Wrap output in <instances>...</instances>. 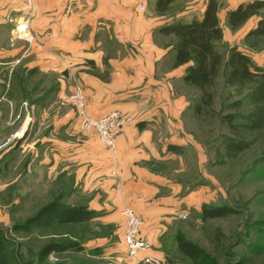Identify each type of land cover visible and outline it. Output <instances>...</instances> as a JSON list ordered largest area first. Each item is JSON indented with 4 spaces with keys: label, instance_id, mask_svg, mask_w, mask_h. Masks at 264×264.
<instances>
[{
    "label": "rangeland",
    "instance_id": "374dc122",
    "mask_svg": "<svg viewBox=\"0 0 264 264\" xmlns=\"http://www.w3.org/2000/svg\"><path fill=\"white\" fill-rule=\"evenodd\" d=\"M4 19L0 23V54L7 56L0 59V230L9 264H127L122 210L132 209V202L156 209L152 222L143 223L142 229L148 251L160 264H191L178 252L176 237L194 245L214 264H264V125L254 132L238 126L253 109L248 100L252 85L225 86L221 68L210 90L211 107H202L197 115L193 108L200 91L193 87L180 91L185 109L178 119L164 115L166 126L158 130L166 138L182 141L168 143L169 159L140 162L155 175L149 180L151 193L146 192L142 202V194L129 189L132 178L97 175L101 162L111 166L105 162L108 154L101 150L94 131L78 127L71 97L82 85L53 59L62 53L52 51L51 59L37 53L26 24L11 16ZM258 20L253 16L234 30L227 19L221 23L218 53L224 58L235 48L254 66L264 68V36L248 35ZM20 26L25 30L20 31ZM84 102L86 106L85 98ZM229 115L238 127L235 133L223 122ZM128 117L127 125L133 121ZM226 138L249 146L229 157ZM52 202L83 207L93 216L76 224L14 231ZM202 207H224L227 212L203 221ZM68 242L77 249L43 255L46 246Z\"/></svg>",
    "mask_w": 264,
    "mask_h": 264
},
{
    "label": "crops",
    "instance_id": "0c3cea01",
    "mask_svg": "<svg viewBox=\"0 0 264 264\" xmlns=\"http://www.w3.org/2000/svg\"><path fill=\"white\" fill-rule=\"evenodd\" d=\"M158 1L0 0V23H5L6 16L15 17L16 22L26 24L34 51L50 59L55 55L52 51L62 53L53 59L81 83L89 114L99 117L117 111L133 118L131 124L123 126L113 150L97 139L108 154L105 162L111 165L105 167L101 162L97 175L132 178L129 189L142 194V202L147 199L145 193H151L149 180L155 175L140 162L167 160L168 143L182 141L176 136L166 138L158 129L166 126L164 115L179 118L186 106L180 91L191 87L183 81L189 64L173 65L174 35L161 29L200 19L209 0H172L161 9L156 8ZM216 1L220 25L230 11L252 0ZM4 55L0 54V59L7 57ZM137 116L147 122L146 126L137 123ZM129 205L144 224L152 222L154 207L144 208L135 202ZM141 234L148 242L142 227ZM147 254L155 257L151 251Z\"/></svg>",
    "mask_w": 264,
    "mask_h": 264
},
{
    "label": "trees",
    "instance_id": "16d2710c",
    "mask_svg": "<svg viewBox=\"0 0 264 264\" xmlns=\"http://www.w3.org/2000/svg\"><path fill=\"white\" fill-rule=\"evenodd\" d=\"M172 0H159L156 8L167 7ZM219 3L209 0L200 19L190 22H175L164 26L161 32L174 35V67L189 64L186 68L183 81L189 86L200 91L201 96L195 104L194 113L200 114L202 107L210 108L213 94L210 90L214 87L220 69L224 71V85L227 87H244L252 85L248 93V100L252 105V111L244 118V122L238 125L240 128L254 132L264 125V68L254 66L250 58L235 48L230 49L223 58L216 50L217 42L222 39V30L219 26L217 12ZM264 0H253L239 5L227 15V24L230 29H238L253 16H259L256 25L249 31L252 37L264 36ZM260 14V15H259ZM223 122L228 129L235 133L238 128L233 122V116H225ZM235 131V132H234ZM249 145L240 139L237 141L226 138L225 151L229 157H234L246 150ZM169 149V148H168ZM173 148H170V150ZM227 209L224 207H202L201 219H213L224 216ZM93 212L83 207L62 206L58 202H52L43 207L36 215L27 219L24 224L14 227V231H29L30 228H46L53 224H76L88 221ZM178 252L188 258L191 264H214V261L203 255L194 245L181 237H176ZM76 250L75 243H53L43 249V255L51 252H63ZM0 264H9V254L0 230Z\"/></svg>",
    "mask_w": 264,
    "mask_h": 264
},
{
    "label": "built area",
    "instance_id": "2783aa9c",
    "mask_svg": "<svg viewBox=\"0 0 264 264\" xmlns=\"http://www.w3.org/2000/svg\"><path fill=\"white\" fill-rule=\"evenodd\" d=\"M141 9L143 10L142 7ZM19 29L20 31H24L25 26H20ZM71 98L78 111L79 129L83 132L94 131L102 146L108 150H113L120 131L123 126L131 122V119L117 111L99 117L90 116L86 110L83 92L79 86L73 90ZM122 215L126 219L125 231L123 234L126 263L160 264L159 259L147 254L149 243L141 234V227L143 226L141 218L129 208L123 209Z\"/></svg>",
    "mask_w": 264,
    "mask_h": 264
}]
</instances>
